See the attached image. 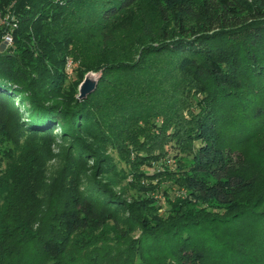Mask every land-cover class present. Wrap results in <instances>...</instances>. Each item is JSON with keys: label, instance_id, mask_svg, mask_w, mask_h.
Masks as SVG:
<instances>
[{"label": "trees", "instance_id": "16d2710c", "mask_svg": "<svg viewBox=\"0 0 264 264\" xmlns=\"http://www.w3.org/2000/svg\"><path fill=\"white\" fill-rule=\"evenodd\" d=\"M142 1L0 0V11L11 12L17 23L10 31L9 46L3 45L4 28L0 29V133L6 131L1 114L15 108L22 120L12 126L11 136L4 132L10 139L45 142L59 130L70 141L66 166L44 206L36 200L35 186L22 162L19 167L8 161L5 170L0 169V264H105L107 260L106 264H153L155 257L167 259L160 264H203V249L194 239L202 235L224 264H257L264 255V232L258 250L249 254L245 248L256 246L254 233L248 237V232L234 231L245 222L244 227L256 233L264 230V185L255 190L252 179L231 158L264 134V0L157 3L161 13H169L175 32L167 42L146 51L167 55L163 71L169 66L182 89L190 88L199 97L190 103L179 96L171 99L170 109L161 111L160 125L153 122L149 108L144 113L135 108L129 118L124 117L142 120L145 132L153 135L151 150L137 147V135L130 132L135 126L122 131L117 121H111L117 109L139 106L136 99L126 96L116 101L107 116L110 120H104L96 108L84 106L96 96L101 74L94 90L71 106L52 100L65 86H73L64 75L66 48L61 42L71 34L107 30ZM124 67L111 69L122 72ZM77 133L117 153L118 173L132 178L127 189L135 196L129 202L92 177H80L77 168L91 152ZM91 158L96 174L100 169L102 174L115 172L96 154ZM158 163L160 168L153 170ZM149 168L151 172L146 171ZM142 177L182 190L181 196L172 197L169 218L157 215L150 197L153 191L140 184ZM239 195L247 196L240 201ZM122 228H127L126 233ZM132 228L139 230L135 239L127 238ZM110 232L115 236L109 238ZM222 232L230 237L225 240ZM79 233L87 237L77 241ZM234 238L242 248L230 242ZM117 241L125 248H110ZM71 249L73 254H66Z\"/></svg>", "mask_w": 264, "mask_h": 264}, {"label": "rangeland", "instance_id": "374dc122", "mask_svg": "<svg viewBox=\"0 0 264 264\" xmlns=\"http://www.w3.org/2000/svg\"><path fill=\"white\" fill-rule=\"evenodd\" d=\"M159 1L143 0V3L129 9L125 15L120 17L119 21L107 30L100 32L83 31L79 35L71 34V38L67 36L61 42L66 48L64 75L67 84L70 83L73 86L71 88L69 85L65 86V91L69 89L68 93L60 91L52 96L54 102L69 107L79 100L75 90L77 84L82 80L83 75L88 71H93L98 75L101 74L103 80L99 83L96 96L90 98L84 106L91 107V109L96 108L100 111L104 120H110L107 119V116L111 114L112 107L115 103L117 104L116 101L126 96L129 99L131 98V100L136 99V102L140 104L139 106L131 105L134 108H129L128 106V110L126 111L117 109V113H113L110 116L111 121L118 122L116 127L122 131L129 129L127 126H135L136 130H131L130 132L134 136L137 135L136 145L141 149L145 148L144 150L154 148L155 145L151 142L153 135H151L150 131L145 132L146 125L141 122V119V121L137 120L138 118L136 117V120L126 121L124 117L129 118L128 116L135 111V108L136 111L142 109L141 112L143 113L149 108L153 109V122L156 125H160L163 121L162 118H164L161 111L170 109L171 105L169 102L171 99L179 96L185 98L186 102L190 103L194 97H199L190 88L182 89L183 86L179 85L180 81L177 74L169 66L168 70L163 71L167 67V61L165 62L163 58H167V55L148 54L149 51H146V49L158 47L162 42H167L170 39L169 37L175 32L171 24V17L168 15L169 13H161L157 9V3L158 5L160 4ZM10 17L15 21V27L13 29L8 25ZM16 27V17L11 12L0 11V29L4 28L2 35H10V31L16 29ZM112 65H123L126 71L116 72L115 70L118 69H111ZM111 71L113 73L110 74ZM14 104L19 103L15 100ZM17 112L18 115H16L15 108H9L7 109V113L3 111L1 114L2 120H5L6 131L4 132L8 136H11L13 133L12 126L22 120L21 112ZM183 115L186 116V112ZM149 118L152 119L151 117ZM159 127H157V130ZM4 132L2 134L0 133V169L5 170L8 161L15 162L14 164L19 167L20 162H22L25 165V169L28 168L27 173H29V180L32 182L31 185L35 186L34 196L40 205L43 204L44 206L53 183H56L62 168L66 166V158L70 147L69 139L63 138L59 130H55L52 133L51 139L45 142L40 139L29 140V142L26 139L14 140L10 139ZM77 135L84 148L91 152L81 169L79 166L77 168L80 177H92L94 181L104 185V187L107 186L111 194L118 197V199L129 202L132 196H135L132 191L127 189L128 181L132 178L125 179L127 176L124 173H118L121 159H119L117 153L115 154V152L107 148L103 150L98 147L89 136L82 135L81 133H77ZM238 152L235 151L231 154L232 161L234 164H238L239 162L237 166L238 170H241L252 179L255 190L261 188L264 185V134L259 136L251 145H248L243 152L241 151V155ZM93 154H96L98 159L108 162L110 167L113 166L115 172L107 175L105 173L102 174L100 169L96 174L95 169H93L94 162H92L91 158ZM168 163L170 164L171 162ZM160 164L153 165V170H158ZM151 170L152 168L146 169L148 172H151ZM140 184L153 191L150 193V197L152 198V207L157 215L163 218H169L168 211L171 205L170 202L173 200L172 197L181 196L182 190H178L169 182L168 184L163 181L160 182L158 179L150 180L142 177ZM246 196L239 195L237 199L242 201ZM42 208L44 209V207ZM241 224L243 225L241 226ZM246 224V222L245 224L238 223L234 231L239 232L241 235H243L242 232H248V237L254 233L252 241L256 243V246L252 244L253 246L248 245L245 248L249 254H253L259 248L257 245L260 242V235L263 234L264 230L260 229L261 231L256 233V231L244 227ZM122 231L126 233L127 228H122ZM220 234L224 238L226 236L230 237V234L224 235L225 233L223 232ZM138 235L139 230L134 229L131 233L128 232L127 238L131 237L135 239ZM76 236L77 241L87 237L86 234L81 235V233ZM108 236L112 238L115 235L110 232ZM194 239L197 242L196 245L203 249L202 253L205 256L203 264H224L222 260H219L220 258H216L219 252L217 253V250L208 242H203L208 241L206 237L202 235L196 236ZM230 242L240 248L243 246L239 239H230ZM110 246V248L116 249L125 248V245H122V241H117L116 247L113 244H110ZM155 249H159V247H155ZM208 251L209 254L206 255ZM73 252L71 249V252L68 250L66 254H73ZM261 256L257 264H264V255ZM155 258L156 261L153 264H160L161 261H167L164 257Z\"/></svg>", "mask_w": 264, "mask_h": 264}, {"label": "water", "instance_id": "95a60500", "mask_svg": "<svg viewBox=\"0 0 264 264\" xmlns=\"http://www.w3.org/2000/svg\"><path fill=\"white\" fill-rule=\"evenodd\" d=\"M98 78V74L91 72H88L84 75L82 81L77 86V98L79 100L84 99L88 94H90L94 90Z\"/></svg>", "mask_w": 264, "mask_h": 264}, {"label": "built area", "instance_id": "2783aa9c", "mask_svg": "<svg viewBox=\"0 0 264 264\" xmlns=\"http://www.w3.org/2000/svg\"><path fill=\"white\" fill-rule=\"evenodd\" d=\"M14 19L12 17H10V19L8 20V25L10 26V28H14L15 27V23H14ZM1 41L3 43V45L5 46H9L11 44V37L9 34H4L1 36Z\"/></svg>", "mask_w": 264, "mask_h": 264}]
</instances>
